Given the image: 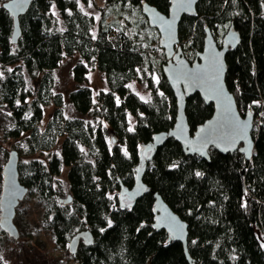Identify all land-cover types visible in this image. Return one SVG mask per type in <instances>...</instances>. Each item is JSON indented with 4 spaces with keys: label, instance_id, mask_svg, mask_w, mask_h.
Returning <instances> with one entry per match:
<instances>
[{
    "label": "trees",
    "instance_id": "obj_1",
    "mask_svg": "<svg viewBox=\"0 0 264 264\" xmlns=\"http://www.w3.org/2000/svg\"><path fill=\"white\" fill-rule=\"evenodd\" d=\"M7 1L0 0V106L10 117L4 137L22 140L25 156L59 148L46 160L18 162L19 182L42 206L41 223L53 245L66 252L76 233L88 231L91 245L80 244L69 255L76 264H189L182 245L153 228L157 195L186 224L194 264H264V0H198L195 13L178 25L188 62L202 52L206 31L219 46L230 27L238 34L239 43L225 55V85L239 114L253 116L250 160L214 149L207 160L186 156L168 139L148 153L142 176L147 193L131 206L126 200L121 205L119 191L132 188L144 147L175 122V98L162 73L167 59L141 11L146 4L167 15L169 0H104L108 11L96 28L78 0H32L19 17L15 44L12 18L2 8ZM74 55L79 60L71 75L78 87L67 101L77 116L69 117L54 92V71ZM91 64L107 88L95 99L85 85ZM27 78L36 81L34 93ZM131 83L143 86L148 100L133 93ZM47 106L54 109L41 129ZM212 113L198 94L188 97L190 133ZM63 169L67 205L59 203L55 187Z\"/></svg>",
    "mask_w": 264,
    "mask_h": 264
},
{
    "label": "water",
    "instance_id": "obj_2",
    "mask_svg": "<svg viewBox=\"0 0 264 264\" xmlns=\"http://www.w3.org/2000/svg\"><path fill=\"white\" fill-rule=\"evenodd\" d=\"M31 2L32 0H9L2 5L12 18V44H15L20 36L19 17L25 15ZM197 2L198 0H169L167 15L160 14L146 4L141 7L147 25L157 31L159 46L167 59L162 67V73L175 98L176 114L172 129L156 134L151 143L144 147L132 188L129 190L122 188L119 191L121 205H125L126 200L127 206H131L147 193V188L142 182L143 164L145 159H149L148 153H153L168 139L179 143L184 155H195L205 160L208 159L210 149L222 155L238 151L247 161L253 154L254 142L251 137L253 116L250 113L244 117L239 114L234 97L225 85V55L239 43L238 34L230 27L219 46L210 32L206 31L202 52L197 54L192 62H188L181 54L178 25L183 15L195 13ZM194 94H198L206 105L211 104L213 113L191 134L185 116V102ZM18 162V153L10 151L1 171L0 231L13 240L19 238L18 230L13 223L16 209L28 192V189L19 182ZM70 202V195L65 199H59V203L63 205ZM153 213V228L156 231H164L169 240L179 242L187 262L194 264L187 252L186 224L157 195H154ZM91 243L90 232L76 233L67 245V253L74 255L80 244L90 246Z\"/></svg>",
    "mask_w": 264,
    "mask_h": 264
},
{
    "label": "rangeland",
    "instance_id": "obj_3",
    "mask_svg": "<svg viewBox=\"0 0 264 264\" xmlns=\"http://www.w3.org/2000/svg\"><path fill=\"white\" fill-rule=\"evenodd\" d=\"M78 1L81 9L94 17L96 28L101 15L106 14L108 11L105 7L104 0H88L87 4L81 3L80 0ZM52 13L56 15L54 8L52 9ZM78 60V55L66 57L54 71V92L62 95L65 103V113L69 117L77 116L69 105L67 96L78 87V85L74 83L71 75V69ZM85 85L91 89L93 99H95L99 91L107 89L103 76L96 70L93 64L88 67ZM27 86L28 90L34 93L36 81L27 78ZM129 88L141 99L148 100L149 94L144 90L143 86L137 83H131L129 84ZM53 109V106L44 108L41 129L50 117ZM132 123L133 120L129 118L130 127H132ZM9 126V113L5 108L0 106V188L2 180L1 171L10 151H16L19 158H39L42 160H46V158L54 152L59 153V148H56L49 154H36L31 157L23 155L24 146L22 140L4 137V131L8 129ZM66 174L67 169H63L60 176L56 178L55 187L59 193L57 199H65L69 195V185ZM41 216L42 206L33 196L25 197L19 204L13 221L18 230L19 238L13 240L6 236L0 241V260L3 264H76V262L70 258L67 251L65 252L57 249L53 245L50 232L44 230L42 226Z\"/></svg>",
    "mask_w": 264,
    "mask_h": 264
},
{
    "label": "snow or ice",
    "instance_id": "obj_4",
    "mask_svg": "<svg viewBox=\"0 0 264 264\" xmlns=\"http://www.w3.org/2000/svg\"><path fill=\"white\" fill-rule=\"evenodd\" d=\"M129 130H131V129H129Z\"/></svg>",
    "mask_w": 264,
    "mask_h": 264
}]
</instances>
